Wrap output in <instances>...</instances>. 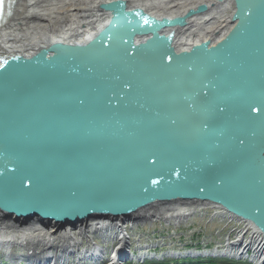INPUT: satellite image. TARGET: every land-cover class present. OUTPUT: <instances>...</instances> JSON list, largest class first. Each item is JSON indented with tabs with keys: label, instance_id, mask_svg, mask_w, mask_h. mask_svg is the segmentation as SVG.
<instances>
[{
	"label": "water",
	"instance_id": "1",
	"mask_svg": "<svg viewBox=\"0 0 264 264\" xmlns=\"http://www.w3.org/2000/svg\"><path fill=\"white\" fill-rule=\"evenodd\" d=\"M233 2L224 37L183 50L207 5L160 20L117 0L86 43L4 55L0 213L65 230L206 205L264 238V0Z\"/></svg>",
	"mask_w": 264,
	"mask_h": 264
},
{
	"label": "bare ground",
	"instance_id": "2",
	"mask_svg": "<svg viewBox=\"0 0 264 264\" xmlns=\"http://www.w3.org/2000/svg\"><path fill=\"white\" fill-rule=\"evenodd\" d=\"M5 17L0 22V53L30 55L35 51L59 43H86L94 38L110 20L102 5L117 0H6ZM130 9L143 8L146 13L157 19L164 17H182L186 12L199 5H207L206 14L192 18L188 27L180 29L177 46L180 50L191 45L218 39L225 36L232 26L230 23L233 11V0H124ZM193 207L182 206L179 210L161 212L159 215L146 213L144 218H103L84 220L78 225V232L73 231L69 248L73 251L79 264H101L107 252L95 242L94 237L102 239L104 245L108 241L117 242L113 248L108 264H121L127 261L129 233L126 226L153 224L166 221L178 226L186 225L197 215ZM193 210V211H192ZM202 212V211H201ZM225 216V215H221ZM25 224L24 220L0 214V252L14 253L26 240H34L41 244L43 262L46 264H68L64 230L54 221L47 222L34 219ZM230 221V220H228ZM238 231V240L228 247L232 253L242 259L245 251L254 249L253 260L264 264V238L252 225L244 224ZM134 228V226H132ZM67 232V231H66ZM68 233V232H67ZM249 235V236H248ZM248 236V237H247ZM87 240V243H85ZM76 249H78L76 251ZM24 257V256H22Z\"/></svg>",
	"mask_w": 264,
	"mask_h": 264
},
{
	"label": "rangeland",
	"instance_id": "3",
	"mask_svg": "<svg viewBox=\"0 0 264 264\" xmlns=\"http://www.w3.org/2000/svg\"><path fill=\"white\" fill-rule=\"evenodd\" d=\"M229 13L232 14L231 11H229ZM208 210V209H206ZM207 213H204L203 217H195L193 218V221L190 222L188 225L183 226L186 230H191L194 229V231H192V233H186V232H181L180 233V237L177 238V241H184V242H192L194 241L193 239V234L194 232H199L201 234H203V236L201 237L200 241H205L210 244V249L213 248H217V247H224L227 242L229 241V238H231L232 240H237V233L238 231L244 229V225L242 223H236V222H226L225 220L219 218V217H214V215L216 214V212H212V211H206ZM133 224L129 223L126 228H127V232L129 233V244H131L132 242H136L138 243L140 239H143L144 241H146L147 239L151 237H153L155 234H159V236H165L166 237V242L169 243V237L167 234H163L162 231L165 230L162 226H155L154 228L148 225H134V229L131 228ZM164 226V225H163ZM166 227V226H164ZM167 229H171L166 227ZM184 229V230H185ZM167 233L169 231H166ZM198 234V233H196ZM249 236V235H248ZM247 236V237H248ZM147 238V239H146ZM94 239H96L94 237ZM97 243L100 246H103V248L108 252V257H110L112 251L114 250L113 248H116L117 246V242L115 241H108L105 245L104 242L101 239H96ZM212 245V247H211ZM20 251V248H19ZM22 251V250H21ZM20 251V252H21ZM0 256L2 258H6V254L5 251L2 253H0ZM18 264V263H15Z\"/></svg>",
	"mask_w": 264,
	"mask_h": 264
},
{
	"label": "trees",
	"instance_id": "4",
	"mask_svg": "<svg viewBox=\"0 0 264 264\" xmlns=\"http://www.w3.org/2000/svg\"><path fill=\"white\" fill-rule=\"evenodd\" d=\"M225 264H244V263L228 262V263H225Z\"/></svg>",
	"mask_w": 264,
	"mask_h": 264
}]
</instances>
